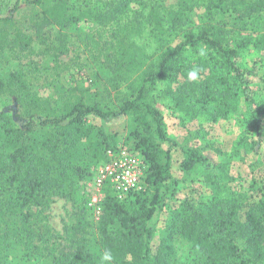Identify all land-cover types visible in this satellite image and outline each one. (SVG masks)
Returning a JSON list of instances; mask_svg holds the SVG:
<instances>
[{"label": "rangeland", "instance_id": "obj_1", "mask_svg": "<svg viewBox=\"0 0 264 264\" xmlns=\"http://www.w3.org/2000/svg\"><path fill=\"white\" fill-rule=\"evenodd\" d=\"M33 1L19 0L14 26L4 32L9 40L0 41V78L8 81L12 74L22 76L30 97L33 96L27 108H18L14 91L5 93L1 106L7 118L0 123V153L8 155L14 145L7 141L5 129L24 130V124L33 118L36 126L29 139L42 141L49 137L52 148L60 141L59 148L68 147L67 154L74 157L72 163L79 169L70 188L49 194L44 207L32 209L33 238L42 234L43 240L36 239V243L51 247L56 243L61 250L87 240L84 244L97 253L101 248L97 228L103 203L108 196H116L111 184L102 180L100 170L111 148L137 151L143 157L137 148L142 131H136L133 115L108 120L89 116L80 128L69 125L68 120L47 127L40 123L48 117L53 120L64 115L65 102L72 100L85 98L106 109L117 108L125 96L133 93L162 47L168 42L174 47L181 41L182 31L201 23L203 0H130L129 9L124 10L128 13L122 16L115 8L118 0H42L38 5ZM16 2L0 0V15L7 16ZM57 4L64 5L72 19L63 30L54 21L46 25L44 22L48 10ZM108 12H112V19ZM174 20L178 25L179 21L188 24L170 28ZM17 31L31 38L28 49L23 48L24 43L15 42ZM62 33L64 40L60 39ZM192 54L195 55L189 52L186 56ZM111 57L114 61H107ZM116 62L121 68L115 66ZM191 64L197 65V60ZM240 65L263 129L260 142L254 147L252 141L256 137L243 133V100L237 113L218 114V118H211L201 108L203 102L190 108L186 97H191V86L202 84L209 71L204 73L200 67L197 82H189L187 74L171 76L151 93L152 105L167 137L165 142L157 141L162 157L170 153L171 171L162 190L163 206L150 222L154 233L150 248L156 253L169 244L176 253L177 264H206L203 253L180 233L177 216L183 204L197 208L214 197L229 199L237 195L245 203L243 214L247 205L264 198V50H245ZM26 140L23 137L22 141ZM188 149L198 150L205 158L190 171L182 167ZM128 208L136 212L138 206ZM7 220L20 229L17 218H0V238ZM0 242V264H53L45 246L41 245L40 250L28 248L23 236L5 237ZM237 243L244 246L241 239Z\"/></svg>", "mask_w": 264, "mask_h": 264}, {"label": "trees", "instance_id": "obj_2", "mask_svg": "<svg viewBox=\"0 0 264 264\" xmlns=\"http://www.w3.org/2000/svg\"><path fill=\"white\" fill-rule=\"evenodd\" d=\"M41 2L33 1L37 5ZM129 2L118 0L116 3L115 8L121 13L120 16L128 13L124 10L129 9ZM202 6L205 12L201 23L182 31V39L174 47L170 46V42L162 47L156 61L144 72L133 93L125 96L117 108L106 109L101 103L85 98L72 100L65 102L64 115L53 120L48 117L40 123L47 127L51 124L61 125L68 120L69 125L80 128L89 116L108 120L133 115L136 131H142L137 148L148 166L144 178L145 189L130 194L125 200L112 195L105 199L97 228L101 240L97 253L90 250L84 244L87 240L83 239L81 245L64 246L66 253L57 249L56 243H53V247L47 244L50 241L47 245L36 243V239L43 240L42 234L33 238L32 209L44 207L49 194L70 188L78 168L72 163L74 157L67 154L68 147L59 148L60 139L52 148L49 137L42 141L28 138L36 126L34 118L24 124V130L5 129L7 141H12L14 145L8 155L0 153V218L4 221L6 218H17L20 229L10 225V220H7L0 239L23 236L28 248L40 250L45 246L44 250L53 257V264H105L102 255L106 249L113 254L111 264H177L176 253L169 244L160 247L156 253L150 248L154 238L150 222L163 206L162 190L164 183L170 179L171 171L170 153L162 157L163 151L157 141L165 142L167 137L152 105V91L171 76L186 75L189 70L201 67V71L205 73L207 70L209 73L202 84L191 86L192 98L186 97L190 108L203 102L205 104L201 108L211 118H218V114L237 113L243 100V133L246 137H256L252 141L253 147L259 144L263 132L255 98L251 94L250 84L243 77L240 63L245 50H264V0H203ZM63 8L64 5L59 4L51 7L48 18L44 19L45 25L54 21L63 30L66 22L72 20ZM18 10L19 0L9 9L7 16L0 15V41L8 42L9 37L4 36V32L6 34V28L14 26ZM106 14L112 19V12ZM175 20L170 28L176 26ZM179 22L178 26L188 24L186 21ZM27 36L17 31L15 42L20 45L24 43L23 48L28 49L31 38ZM60 37L65 39L63 33ZM200 48L206 50V56H199ZM189 52L195 55L186 56ZM60 54H64V51H60ZM58 58L56 55L55 59ZM193 60H197V65L191 64ZM107 61L114 60L111 57ZM115 64L121 68L118 62ZM7 91L16 94L18 108H27L33 97H30L29 86L22 76L12 74L8 81L0 78V123L7 118L1 106ZM25 136L27 140L24 142L22 139ZM184 155L182 167L186 171L205 162L198 150L188 149ZM239 198L237 195L229 199L214 197L197 208L182 205L177 216L180 233L203 253L206 264H264V198L247 205L243 214L245 203ZM134 205L138 206L136 212L128 208ZM36 213L39 215L41 212ZM238 239L244 242L242 248L237 243Z\"/></svg>", "mask_w": 264, "mask_h": 264}, {"label": "built area", "instance_id": "obj_3", "mask_svg": "<svg viewBox=\"0 0 264 264\" xmlns=\"http://www.w3.org/2000/svg\"><path fill=\"white\" fill-rule=\"evenodd\" d=\"M147 168L145 159L138 153L119 149L108 152V160L100 171L102 180L108 181L117 198L123 200L145 189Z\"/></svg>", "mask_w": 264, "mask_h": 264}, {"label": "clouds", "instance_id": "obj_4", "mask_svg": "<svg viewBox=\"0 0 264 264\" xmlns=\"http://www.w3.org/2000/svg\"><path fill=\"white\" fill-rule=\"evenodd\" d=\"M199 55L201 57L206 56V50L204 48L199 49ZM200 69L199 68H193L187 72V80L189 82H197L199 79ZM113 254L111 250H104L102 255V261L105 262V264H111L113 261Z\"/></svg>", "mask_w": 264, "mask_h": 264}]
</instances>
